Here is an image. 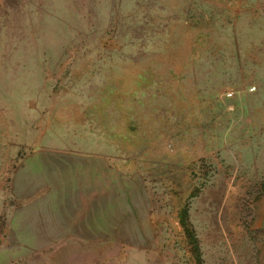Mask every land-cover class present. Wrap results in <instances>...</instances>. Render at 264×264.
<instances>
[{
  "label": "rangeland",
  "instance_id": "374dc122",
  "mask_svg": "<svg viewBox=\"0 0 264 264\" xmlns=\"http://www.w3.org/2000/svg\"><path fill=\"white\" fill-rule=\"evenodd\" d=\"M0 264H264V0H0Z\"/></svg>",
  "mask_w": 264,
  "mask_h": 264
}]
</instances>
